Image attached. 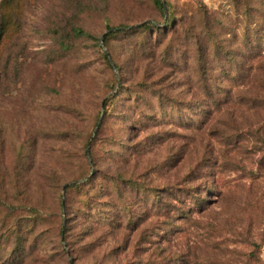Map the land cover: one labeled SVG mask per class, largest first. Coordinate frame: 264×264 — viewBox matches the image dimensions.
<instances>
[{
  "label": "rangeland",
  "instance_id": "rangeland-1",
  "mask_svg": "<svg viewBox=\"0 0 264 264\" xmlns=\"http://www.w3.org/2000/svg\"><path fill=\"white\" fill-rule=\"evenodd\" d=\"M164 2L181 25L172 41L169 32L162 39L150 30L107 45L106 26L160 27L152 0H14L6 7L0 264H264V122L255 137L246 129L259 126L252 125L258 115L234 112L231 123L242 134L227 141L223 109L211 118L222 124L202 127L210 135L195 130L203 118L194 108L191 35L199 32L201 5L224 23V30L214 27L223 48L245 15L264 43V0ZM92 162L105 189L98 200L111 203L106 221L79 209L83 197L72 189L62 220V189L82 183ZM195 165V179L182 182ZM123 178L138 185H122Z\"/></svg>",
  "mask_w": 264,
  "mask_h": 264
},
{
  "label": "trees",
  "instance_id": "trees-1",
  "mask_svg": "<svg viewBox=\"0 0 264 264\" xmlns=\"http://www.w3.org/2000/svg\"><path fill=\"white\" fill-rule=\"evenodd\" d=\"M13 1L1 0L0 3V44L9 24V18L5 9ZM152 3L154 8L162 15L160 27L152 22H143L129 30L125 26H106L107 33L103 36V43L107 45L109 40L119 35L133 36L138 32L141 34L148 33L150 30L153 31V34L158 30L160 32L159 36L162 39H166L170 33L171 37L169 41H172L173 37L178 34V29L181 25H177L175 16L168 13L166 3L163 5L162 0H152ZM195 14L197 23L195 29H199V32L195 35L191 33L193 35L192 47L194 48V73L197 79L193 98L194 108L198 112L200 119L201 117L203 118L195 130L201 133L204 125H212L213 123L215 125L222 124L223 121L220 117L216 118L213 123L211 122L213 120L211 118L213 115H219L224 109L225 117L230 122L225 121L226 127L222 129L221 133L218 130V133H220L222 139L229 141L234 136L237 138L238 134H242V131L231 123L233 122L232 116L234 112L252 110L259 118L252 125H259L264 122V50L262 48L264 47V43L262 37L257 38L256 30L253 29V25H255L253 19L249 15H245L241 24L237 21L231 25L228 30L230 38L226 47L223 48L217 38L219 32L214 28L216 27L215 24H217L220 29H225L224 23L220 22V18L213 16L206 6L201 5L197 6ZM74 34L79 37L83 36L93 39L91 35L81 29H75ZM105 60L110 65L106 56ZM173 61H175V56L170 58V62L172 63ZM155 67L157 68V66ZM135 86L137 87V85ZM109 87L115 88L116 85L111 84ZM234 88H236L235 93L232 91ZM112 98L110 97L107 101H110ZM105 106L106 103L103 104V107ZM248 127L246 129L247 133L257 137L263 125L253 127V130H251L252 127ZM212 132V130H209L208 133L202 132L201 135L208 136ZM227 145L231 144L228 143ZM231 147L234 146L232 145ZM92 165L94 167L92 174L85 177L82 183L71 184L62 189L63 195L58 200L62 220L67 219L65 195L68 190L72 189L79 192L83 197V201L79 204V209L93 210L90 212L89 217H92L94 220L106 221L104 211L105 209H109L108 205H111V203L110 200H107L105 201L107 206H101L104 204L98 199L100 196H103L105 189L96 183V178L101 170L96 163L92 162ZM197 173L195 165L188 169V173L183 176L181 181L186 183L192 182ZM120 181H122V185H138L136 181L125 180L124 178L120 179ZM96 188L98 189V194H96ZM136 192H139V190H136ZM149 192L152 193L154 190L151 188ZM195 203L199 207L202 200H195ZM198 210L201 211V207ZM191 211L188 208L187 212H182L181 219L188 218ZM166 218H169L168 213L166 214ZM134 227L135 225L132 226L131 232L135 230ZM66 232V227H60V235H65ZM130 241L131 238L128 239L127 243H130Z\"/></svg>",
  "mask_w": 264,
  "mask_h": 264
},
{
  "label": "water",
  "instance_id": "water-1",
  "mask_svg": "<svg viewBox=\"0 0 264 264\" xmlns=\"http://www.w3.org/2000/svg\"><path fill=\"white\" fill-rule=\"evenodd\" d=\"M162 2H163V5H165V2H164V0H162Z\"/></svg>",
  "mask_w": 264,
  "mask_h": 264
}]
</instances>
